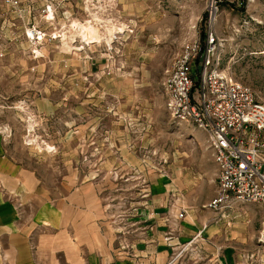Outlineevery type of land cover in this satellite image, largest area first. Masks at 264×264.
I'll use <instances>...</instances> for the list:
<instances>
[{"label":"rangeland","instance_id":"obj_1","mask_svg":"<svg viewBox=\"0 0 264 264\" xmlns=\"http://www.w3.org/2000/svg\"><path fill=\"white\" fill-rule=\"evenodd\" d=\"M77 25L103 41L85 43ZM31 27L44 32L41 47L28 40ZM212 31L221 68L264 103V0H20L17 8L0 0L1 136L49 177L74 171L102 182L107 222L124 250L155 226L150 214L216 213L205 208L218 190L207 136L172 120L163 86L183 47ZM234 211L254 218L245 223L253 239L213 238L216 259L225 264L234 243L229 260L264 264V209ZM165 241L180 246L171 264H195L182 253L195 240L175 241L170 230Z\"/></svg>","mask_w":264,"mask_h":264},{"label":"crops","instance_id":"obj_2","mask_svg":"<svg viewBox=\"0 0 264 264\" xmlns=\"http://www.w3.org/2000/svg\"><path fill=\"white\" fill-rule=\"evenodd\" d=\"M8 143L0 132V264H171L180 246L169 248L165 237L170 230L175 241L197 242L187 256L192 262L221 264L216 259L221 246L213 238L253 239L245 226L253 217L235 211L222 217L189 215L184 208L183 220L150 214L148 220L155 226L124 250L120 235L107 222L102 182L83 180L74 171L62 179L49 177L37 157L13 150ZM232 245L227 244L225 264H236L229 260Z\"/></svg>","mask_w":264,"mask_h":264},{"label":"built area","instance_id":"obj_3","mask_svg":"<svg viewBox=\"0 0 264 264\" xmlns=\"http://www.w3.org/2000/svg\"><path fill=\"white\" fill-rule=\"evenodd\" d=\"M6 2L17 8L20 0ZM47 13L53 14L51 6ZM26 34L33 46H42L45 34L40 28L31 27ZM205 38L184 46L167 70L163 85L167 108L175 123L207 136L217 165L218 190L205 208L221 217L244 205L264 209V103L221 68L218 35L212 31ZM178 202L180 198L174 205ZM186 214L179 207L175 219L183 220ZM171 240V236L166 238ZM185 247L182 253H191L197 245Z\"/></svg>","mask_w":264,"mask_h":264},{"label":"bare ground","instance_id":"obj_4","mask_svg":"<svg viewBox=\"0 0 264 264\" xmlns=\"http://www.w3.org/2000/svg\"><path fill=\"white\" fill-rule=\"evenodd\" d=\"M52 18H53V14H50V16H49V18L48 19H50V20H52ZM75 25V24H74ZM79 25H77V29H80V27H78ZM88 27H81L82 29H80V33H81V38H82V40L85 42V43H87V44H99V43H101L103 40H101V36H100V34H98V32H97V34H93L92 33V31H91V29H90V25H87ZM113 31V30H112ZM122 32V31H121ZM113 34H111V32H110V38L109 37H107L106 39H108V40H106V42H107V44L108 45H110L111 46V42H112V38L111 37H113L112 36ZM67 36V35H66ZM69 39V38H68ZM65 40H67V39H65ZM82 41V42H83ZM67 44V46L65 47V48H67V50H72V47H73V45L72 44H69V43H66ZM77 50V49H76ZM71 52V51H70ZM29 124H30V128L32 129L33 127H32V121H29Z\"/></svg>","mask_w":264,"mask_h":264}]
</instances>
